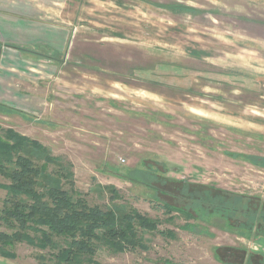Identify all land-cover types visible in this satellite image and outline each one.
Here are the masks:
<instances>
[{
    "label": "rangeland",
    "instance_id": "374dc122",
    "mask_svg": "<svg viewBox=\"0 0 264 264\" xmlns=\"http://www.w3.org/2000/svg\"><path fill=\"white\" fill-rule=\"evenodd\" d=\"M155 3L176 7L155 6V17L147 19V9L140 5L133 9L140 12L139 19L124 14L121 19L109 15L97 21L108 32L117 28L129 39L122 41L128 59L118 66L121 72L82 67L92 70L66 75L75 87H64L63 78L54 85L57 88L48 96L54 105L43 101L31 114L25 112L27 116L0 108V135L13 128L40 141L59 159L48 164V172L60 163L73 172V187L65 183V188L74 196L79 192L103 208L125 212L135 208L158 220L161 230L175 232L172 236L141 231L147 249L117 253L104 246L94 257L96 262L223 264L217 257L225 251L218 247L250 249L254 236L245 238L214 226L209 227L210 235L188 231L184 226L193 220L178 211L167 213L154 195L179 205L163 193L182 192L181 184L162 185V179L171 178L264 200V165L242 158H264V83L238 81L242 79L237 74L223 70L226 62L232 64L231 58L212 61V33L239 31L237 13L229 16L219 9L199 13L182 7L196 6L197 0ZM57 98L60 105L55 104ZM145 180L161 191L155 194ZM8 183L0 174V184ZM7 193L0 186V209ZM0 231L11 229L0 223ZM7 249L16 257L0 255V264L51 262L48 251L25 242Z\"/></svg>",
    "mask_w": 264,
    "mask_h": 264
},
{
    "label": "trees",
    "instance_id": "16d2710c",
    "mask_svg": "<svg viewBox=\"0 0 264 264\" xmlns=\"http://www.w3.org/2000/svg\"><path fill=\"white\" fill-rule=\"evenodd\" d=\"M0 108L23 114L1 103ZM243 157L264 165L262 157ZM38 159L44 162L40 164ZM58 160L40 141L13 128L0 135V174L9 180L8 184H0L8 191L0 209V223L11 229V232L0 231V255L15 258V253L7 247L25 242L48 251L51 262L44 264H100L94 257L104 246L117 253L147 249L141 231L174 236L173 230H161L158 220L135 208L126 212L118 207L103 208L90 204L79 192H74V196L65 188V183L73 187V172L69 167L60 163L57 170H47L48 164ZM170 179H162V185L181 184L182 192L164 190L163 193L176 199L179 205L155 195L154 201L169 214L178 211L192 219L184 229L210 235L209 227L214 226L245 238H264V200L213 185ZM145 182L155 194L161 191L148 180ZM173 218L171 215L169 220ZM219 249L225 251V257H217L223 264H264V253L246 246ZM158 264L183 263L166 260Z\"/></svg>",
    "mask_w": 264,
    "mask_h": 264
},
{
    "label": "crops",
    "instance_id": "0c3cea01",
    "mask_svg": "<svg viewBox=\"0 0 264 264\" xmlns=\"http://www.w3.org/2000/svg\"><path fill=\"white\" fill-rule=\"evenodd\" d=\"M154 3L155 0H0V103L22 110L27 116L25 112L31 114L43 101L52 104L48 96L60 78L65 80L64 87L76 86L71 84L74 81H68L67 74L92 68L121 72L118 66L128 59L122 41L129 39L116 32L117 28L108 32L107 26L97 21L109 15L121 19L124 14L139 19L140 12L133 9L138 10L140 5L147 9V19L150 15L154 18ZM185 7L199 13L204 9L224 10L229 16L237 13L241 31L237 33L233 28L230 32L228 28L220 35L212 33V61L228 57L233 62H226L223 70L237 74L242 79L238 81L249 78L264 83V0H197L196 6ZM86 66L92 68L88 70ZM61 101L57 98L55 104ZM253 242L250 249L264 253V238Z\"/></svg>",
    "mask_w": 264,
    "mask_h": 264
}]
</instances>
